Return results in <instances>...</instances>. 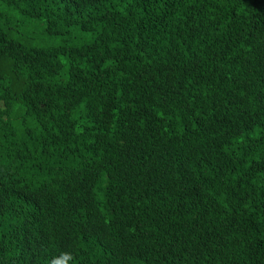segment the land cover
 Returning a JSON list of instances; mask_svg holds the SVG:
<instances>
[{
	"label": "trees",
	"instance_id": "16d2710c",
	"mask_svg": "<svg viewBox=\"0 0 264 264\" xmlns=\"http://www.w3.org/2000/svg\"><path fill=\"white\" fill-rule=\"evenodd\" d=\"M0 264H264V0H0Z\"/></svg>",
	"mask_w": 264,
	"mask_h": 264
},
{
	"label": "rangeland",
	"instance_id": "374dc122",
	"mask_svg": "<svg viewBox=\"0 0 264 264\" xmlns=\"http://www.w3.org/2000/svg\"><path fill=\"white\" fill-rule=\"evenodd\" d=\"M0 107H1V104H0Z\"/></svg>",
	"mask_w": 264,
	"mask_h": 264
}]
</instances>
